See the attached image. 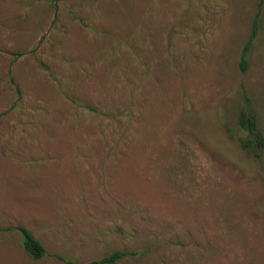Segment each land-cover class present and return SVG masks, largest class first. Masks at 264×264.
<instances>
[{
  "label": "rangeland",
  "instance_id": "obj_1",
  "mask_svg": "<svg viewBox=\"0 0 264 264\" xmlns=\"http://www.w3.org/2000/svg\"><path fill=\"white\" fill-rule=\"evenodd\" d=\"M244 110L264 0H0V264H264Z\"/></svg>",
  "mask_w": 264,
  "mask_h": 264
},
{
  "label": "trees",
  "instance_id": "obj_2",
  "mask_svg": "<svg viewBox=\"0 0 264 264\" xmlns=\"http://www.w3.org/2000/svg\"><path fill=\"white\" fill-rule=\"evenodd\" d=\"M57 1V0H52ZM245 67L248 62L243 59ZM244 67V69H245ZM240 126L243 131L247 132V137L240 141L241 147L249 153H256L257 149L264 148V134L259 126L256 116L249 114L247 111H242L239 117ZM23 235V246L28 254L35 260H40L45 256V248L26 228L20 229ZM123 253H115L114 255L103 259L100 262H93L92 264H113L118 258L123 257Z\"/></svg>",
  "mask_w": 264,
  "mask_h": 264
}]
</instances>
